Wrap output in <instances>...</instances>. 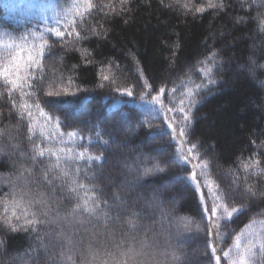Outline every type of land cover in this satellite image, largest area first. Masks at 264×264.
I'll return each mask as SVG.
<instances>
[{
  "label": "snow or ice",
  "instance_id": "1",
  "mask_svg": "<svg viewBox=\"0 0 264 264\" xmlns=\"http://www.w3.org/2000/svg\"><path fill=\"white\" fill-rule=\"evenodd\" d=\"M238 2L241 8H264V0ZM129 3L130 0H120L121 11L117 12L111 2L104 4L96 0H70L68 6L57 13L54 26L41 32L28 31L11 42L0 41V87L5 89L0 92V97H8L12 112L21 122L17 130L20 126L26 127L31 145V156L20 153L22 161H30V164L22 162L14 177L0 176V183H7L10 187L5 198L0 199V226L12 233H31L34 239V244L16 258L21 264H28L25 257L40 264L42 255L49 264H222L223 261H227V264H264V227L260 231L253 229L252 225L257 223L255 216L235 235L229 248L225 250L217 247L219 241L231 235L232 230L222 232L224 226L249 212L251 204L234 203L241 195L239 178L234 177L231 186L222 187L212 176V161L200 151V142H190L188 139L193 109L202 103V99L198 100L197 97L210 86L222 82L215 78V71L222 69L224 64L218 51L212 50L197 62L201 65L196 70L201 77L200 83L188 75L187 80L181 79L180 86L171 89L162 86L153 95L152 85L145 81L144 86L149 91L140 97L143 100L145 96H151L149 103L158 104L163 110L164 124L171 130L167 133V144L169 147L176 145L168 159L179 166L181 173H186L181 175L177 183L183 192L190 193L197 200L201 207L200 222L184 215H174L179 211V206L165 209L166 201L176 199L175 196L166 195L172 186H156L149 183L147 178L166 173L168 168L144 153L130 155L118 162L120 175L106 177L112 191L107 193L108 198L105 199L100 194L105 192L103 188L84 181H94L97 179L96 173L103 172V165L115 154L111 148L116 142L115 137L110 135L104 139L102 130L97 126L95 138L100 141L104 151L93 154L87 147L79 150L82 146L77 145L78 140H90L93 137L82 134L81 129L62 131V125L68 127L67 119L52 115L42 106L41 101L55 111L57 101L51 98L76 95L75 92H69L68 87H62L72 84L71 77L65 78L63 72L50 68L45 64V58L52 55L57 44L66 49L69 44L84 40L85 36L81 33L87 31L86 21L93 12L103 13L105 17L119 15L126 11L124 5ZM175 3L185 14L191 13L194 17L208 10L225 12L230 7L225 0H207L206 6L200 7L192 5L190 0L184 3L175 0ZM161 5L172 6L164 5V0H161ZM233 21L237 25L254 21V30L264 36V11H258L251 19L236 16ZM102 34L107 35L103 24L99 25V29L92 27L91 36L99 37ZM49 38L52 42H49ZM179 46L177 42L175 47ZM252 47L255 49L256 45ZM90 55L86 49L81 51V58L86 63L92 62L88 59ZM248 60L250 74L254 75L256 67L264 69V64H258L254 55H250ZM60 63H63L62 57ZM243 68L244 65L238 66V70ZM108 71H111V67ZM101 81L100 86L103 87V82H114L115 77L104 75L102 70ZM188 83H191V87L187 86ZM260 83L264 84V81ZM115 91L129 96L133 94L132 88H116ZM168 91L172 93L171 107L163 103ZM149 127H152L150 123ZM4 138L9 141L13 139L8 130L0 128V141ZM251 144L264 149V142L256 145L253 140ZM6 147L0 143V153ZM11 147L19 151L18 145L12 144ZM214 147L208 145L205 151ZM252 155L256 156L257 153ZM42 159L53 162L41 167L37 176L36 168ZM146 161H151V166ZM81 162L85 166H81ZM188 165H191L190 169ZM241 166L246 173L243 196L251 201L264 199V192L258 191L254 183H247L249 173L264 176L261 161L250 160ZM92 168L96 171H91ZM33 184L37 187L46 185L51 195L40 192L33 196ZM19 185L23 187L17 191ZM57 188L61 189V194L71 204L63 214L59 204L55 209L52 207ZM256 215H264V211ZM145 220L159 224L160 233L174 238L176 243L173 245L166 241V247L161 250L157 245L158 234L151 225L143 223ZM98 225L103 226V231ZM141 231L143 235L137 239ZM148 233H152V236ZM193 238L201 239L204 246L202 251L197 250L199 254L196 257L181 250L184 243ZM50 245L54 251L49 255Z\"/></svg>",
  "mask_w": 264,
  "mask_h": 264
},
{
  "label": "trees",
  "instance_id": "2",
  "mask_svg": "<svg viewBox=\"0 0 264 264\" xmlns=\"http://www.w3.org/2000/svg\"><path fill=\"white\" fill-rule=\"evenodd\" d=\"M96 2H111L117 12L121 11L120 0ZM184 2L189 0H181V3ZM206 2L207 0H190L195 7L206 6ZM69 3L70 0H0V41L11 42L28 31L41 32L54 26L57 13ZM225 3L230 5L225 12L208 10L195 17L191 13L185 14L175 0H164V5L171 4V7L162 6L161 0H130L129 4L124 5L126 11L109 17L93 12L86 21L87 31L81 33L85 39L69 44L66 49L57 44L52 55L44 61L50 68L63 72L65 78L71 77L72 84H64L62 87H68L69 92H75L76 95L51 98L57 101L55 111L44 105L43 101L41 103L52 115L60 116L62 120L67 119L68 127L64 128L62 125V131L81 129L82 134L93 137L90 140H78L77 145L82 146L79 150L87 147L93 154L104 151L100 141L95 138L97 126L102 130L104 139H108L110 135L115 137L116 142L111 145L115 154L103 165V172H97V179L94 181H84L103 188L105 192L100 194L105 199L108 198L107 193L112 191L106 177L120 175L118 162L130 155L144 153L168 168L166 173L147 178L149 183L156 186H172V190L166 195H175L176 199L173 205L172 200L166 201L165 209L179 206V211L174 215H184L200 222L201 207L197 200L190 193L183 192L177 183L181 175L186 173H181L179 166L168 159L176 145L169 147L167 144V133L171 130L164 124L163 110L160 105L149 103L151 96H145L143 100L140 97L149 91L144 86L145 81L152 85L153 95L162 86L167 89L180 86L181 79L187 80L188 75L196 83H200L201 77L196 70L201 65L197 62L212 50L218 51L224 64L222 69L215 71V78L222 82L210 86L197 97L198 100L202 99V103L193 109L188 139L190 142H200V151L212 161V176L222 187L231 186L234 177L239 178L241 195L234 203L251 204L249 212L240 215L222 229V232L232 230L230 236L217 243L218 248L226 250L232 245L235 235L254 216L257 223L252 225L253 229L260 231L264 227L261 223L264 222V215H256L264 211V199L251 201L243 196L246 173L241 166L250 160L259 159L264 167V149L251 144L253 140L256 145L264 142V84L260 83L264 81V69L256 67L254 75L243 69L238 70L239 65H244L246 69L251 67L248 60L250 55H254L258 64H264V36L254 30V21L247 25H237L233 21L236 16L251 19L258 11H264V8H241L238 0H225ZM100 24L104 25L107 35L91 36L92 27L99 29ZM49 42H52L51 38ZM177 42L179 48L175 47ZM254 44L255 49L252 47ZM85 49L91 53L88 57L91 63H86L81 58V51ZM61 57L63 63H60ZM109 67L111 71H108ZM102 70L104 75L114 76L115 81H105L101 87ZM187 86L191 87V83ZM116 88H132L133 94L129 96L127 93L116 92ZM3 91L5 89L0 87V92ZM171 97L172 93L168 91L163 97L164 105L172 106ZM149 123L152 127H149ZM20 124L19 118L12 112L8 97H0V128L8 130L13 137L11 141L7 138L0 141L7 145L4 152L0 153V176L14 177L22 162L30 164V161H22L20 156L21 152L31 156L26 127L20 126L17 130ZM161 125L164 126L160 127ZM126 128L131 129L129 136L124 135ZM12 144L18 145L19 151L13 149ZM208 145L215 147L205 151ZM253 153L257 155L253 156ZM50 162L53 161L42 159L36 168V175H39L41 167ZM145 163L151 166V161ZM81 166H85L84 162H81ZM91 171L95 172L96 169L92 168ZM247 183H254L258 191L264 192V176L249 173ZM22 187L23 185H19L17 191ZM9 191L7 183H0V199L5 198ZM31 191L33 196L40 192L51 195V190L46 185L37 187L33 184ZM57 204L61 214L71 207L59 188L56 189L52 207L55 209ZM143 223L151 225L158 234L157 245L161 250L166 247V241L173 245L176 243L174 238L160 233L159 224H153L150 220ZM97 227L103 231L102 225ZM142 235L143 231L137 239ZM148 235L152 236V233ZM0 240L3 241L0 244V264H21L17 255L34 244L31 233H12L3 226H0ZM203 247L201 239L193 238L184 243L181 250L196 257L199 254L197 250L202 251ZM53 251L50 245L49 255ZM25 259L28 264H36L27 257ZM40 264H49L43 255ZM222 264H227V261Z\"/></svg>",
  "mask_w": 264,
  "mask_h": 264
},
{
  "label": "rangeland",
  "instance_id": "3",
  "mask_svg": "<svg viewBox=\"0 0 264 264\" xmlns=\"http://www.w3.org/2000/svg\"><path fill=\"white\" fill-rule=\"evenodd\" d=\"M243 70H245V71H247L248 72V68L246 69V68H243ZM124 135H126V136H129L130 134H131V129H129V128H126L125 129V131H124ZM123 146H125V145H123ZM122 146V147H123ZM138 147V146H137ZM175 196V195H174ZM174 202H175V200H172V205L174 204Z\"/></svg>",
  "mask_w": 264,
  "mask_h": 264
}]
</instances>
